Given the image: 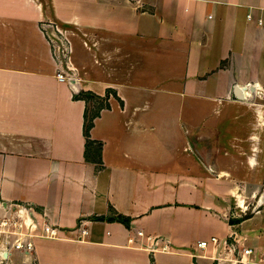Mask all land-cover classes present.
Wrapping results in <instances>:
<instances>
[{"label": "crops", "instance_id": "obj_1", "mask_svg": "<svg viewBox=\"0 0 264 264\" xmlns=\"http://www.w3.org/2000/svg\"><path fill=\"white\" fill-rule=\"evenodd\" d=\"M1 203L63 232L8 264H264V0H0Z\"/></svg>", "mask_w": 264, "mask_h": 264}, {"label": "built area", "instance_id": "obj_2", "mask_svg": "<svg viewBox=\"0 0 264 264\" xmlns=\"http://www.w3.org/2000/svg\"><path fill=\"white\" fill-rule=\"evenodd\" d=\"M250 16V15H249ZM263 21H261V24ZM52 50L55 60L61 65L64 63L58 73V78L61 81L69 83L76 82L75 69L71 63L72 44L67 36L65 28L61 27L56 22L51 21L43 25ZM0 264H8V255L15 251L22 253H29L34 247V238H58L62 236V230L50 223L41 225L40 219L46 218L37 211V209L30 204L25 203H10L0 204ZM211 243L217 249L228 244L226 239H219L212 237ZM209 245L208 241L199 242L195 249L203 250ZM252 249H244L243 255H248ZM240 259L245 262L244 256Z\"/></svg>", "mask_w": 264, "mask_h": 264}, {"label": "trees", "instance_id": "obj_3", "mask_svg": "<svg viewBox=\"0 0 264 264\" xmlns=\"http://www.w3.org/2000/svg\"><path fill=\"white\" fill-rule=\"evenodd\" d=\"M110 93H112V90H108L106 96H100V95L94 94V93H92V92H85V91H83V92H81V93L79 94L78 97H79V98H82V99L85 100L86 102H88L87 98H85V97L82 96V95L93 94L97 99L103 101V102L99 105V107L96 108L95 111H93V112L91 113V116H90V117H89V110L87 109L86 112H85V136H86L87 138H89V136H90V135H89V132H90L91 128H92L93 125H94V120H95V118L98 117V116L100 115V112H101L102 109H105V108H109V107H110V104H109L108 101H107V99L109 98ZM92 145L97 149V151L99 152V154H100V152H101V144L98 143V142H95V141H90V140L88 139V142H87V151H86V153H85V157H86V159H88V160L91 158V156L88 154V148H89V146H92ZM115 220L121 221V222H123V223H125V224H127V225L129 224V219H128V218H125L124 216H121V215H119Z\"/></svg>", "mask_w": 264, "mask_h": 264}, {"label": "rangeland", "instance_id": "obj_4", "mask_svg": "<svg viewBox=\"0 0 264 264\" xmlns=\"http://www.w3.org/2000/svg\"><path fill=\"white\" fill-rule=\"evenodd\" d=\"M54 50V49H53ZM72 54V53H71ZM95 94V93H94ZM85 98H87L89 102V117L91 116V113L95 111L96 108L99 107V105L103 102L99 99H97L93 94H86L82 95ZM209 256V254H207Z\"/></svg>", "mask_w": 264, "mask_h": 264}, {"label": "water", "instance_id": "obj_5", "mask_svg": "<svg viewBox=\"0 0 264 264\" xmlns=\"http://www.w3.org/2000/svg\"><path fill=\"white\" fill-rule=\"evenodd\" d=\"M75 82V81H74ZM74 82H72V83H74Z\"/></svg>", "mask_w": 264, "mask_h": 264}]
</instances>
